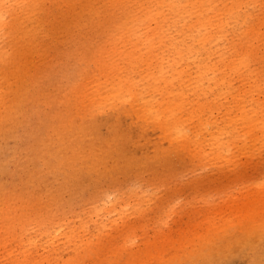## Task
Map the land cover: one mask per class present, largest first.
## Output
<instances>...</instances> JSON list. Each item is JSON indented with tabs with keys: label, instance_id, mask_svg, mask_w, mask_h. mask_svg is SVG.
I'll list each match as a JSON object with an SVG mask.
<instances>
[{
	"label": "rangeland",
	"instance_id": "obj_1",
	"mask_svg": "<svg viewBox=\"0 0 264 264\" xmlns=\"http://www.w3.org/2000/svg\"><path fill=\"white\" fill-rule=\"evenodd\" d=\"M102 1L40 0L30 20L21 29L22 32L18 30V25L23 24L24 21L22 13L15 9L11 10L14 8L13 6L5 8L9 23L6 27L0 26L2 39L0 44L4 46L6 52L4 59L0 60V73L3 75L2 77L0 74V94L2 97L5 96L0 104V127L2 128L0 141L8 143L7 147H13L16 142H19V135L24 133L23 129L30 124V119H33L34 124L42 128V134H39V137L33 136V139L31 138L30 142L33 146L36 147L42 140H50L52 144L54 142L59 143L60 141L56 140L59 124L54 125L48 121L62 112L67 103L66 98H70L69 96L86 81L82 71L84 62L91 56L93 58L101 51L107 50V48L110 61L118 56L113 52L114 48H111L114 42L113 36L118 34L116 29L118 30L121 26L123 19L129 18L124 13L128 9H132L133 3L121 2L118 6L106 8ZM259 1L256 3L257 7L264 8V3L261 1L259 3ZM0 3L4 2L0 0ZM246 8H251L250 2L247 0L233 8L232 13H230V21L233 25L236 19L242 16ZM163 10L171 27L175 15L172 14V10H167L164 6ZM263 11L264 9L261 10V12ZM20 17L22 22L19 21ZM137 23L139 31H142V28L144 29L149 21H140L139 18ZM239 23L240 21H238ZM30 29H35L37 32L35 39L28 36ZM258 29L257 24H252L250 30L247 31L249 34L247 36L250 39L249 44L252 47L253 43L256 51L250 60L251 63H254L253 66H249L246 72H240L244 76L234 75L233 70L237 64L232 63L230 65L233 70L231 72L229 69L224 71L226 79L224 83L226 85L216 78L215 70L210 69L205 74L206 77L213 79V84L206 89L205 95L200 94V98L197 100L199 103H195L198 110L193 113V118L197 121L205 115L215 118L210 122L214 134H216L215 127L223 121L221 114L225 110L226 101L219 105L213 104L215 108H212L210 105L213 103L212 94L231 86L241 91H247L250 80L257 81L264 75V35H258V40L255 39L254 33ZM195 31H193L194 35L197 34ZM233 32L230 27L223 30V40L211 39L205 50L218 51L223 47L225 41L231 38ZM170 33L174 39L178 38L176 26L170 28ZM130 44L128 40H124L119 45L123 47ZM187 44L192 46L194 50L198 51L199 48L197 60L198 64L199 62L202 63L206 54L199 47L196 37L188 40ZM140 49L144 50L143 48ZM169 50L170 48L164 52L166 58ZM134 64L139 68L145 67L137 56L134 58ZM256 69H258L259 74L255 76L253 71ZM237 80L240 81V85ZM94 81L95 78L92 77L89 83ZM140 84L146 93L149 92L148 95H155L143 80L140 81ZM243 99L253 104L255 102L264 103V92L262 90L249 93ZM243 99L239 97L233 103L228 97V102L234 105L237 114H239L244 103ZM35 101L40 103V113L43 115L45 113L47 118L42 114H39L36 119H34L35 116H31V108ZM4 104L6 105L4 106ZM107 105L103 103L99 107L106 109ZM13 111L15 112L13 113ZM1 112L4 115H1ZM70 113L71 115L83 113V110L81 109L80 112L71 109ZM127 116L123 118L125 122L121 123L124 126L130 122V118ZM237 121L241 122L239 119ZM183 122V129L187 128V122ZM113 127L116 126L113 125ZM221 127L226 129V123L221 124ZM111 128L112 126L108 124L105 127V134L98 135L101 133L100 129L95 135L86 134V138L82 141L75 139L73 146H66L64 144H68V142H61L62 146L68 147L71 156L75 157L79 163L83 160L86 165V172L83 174L87 176V173L90 174L97 170L103 175L98 179L90 180V177L86 179L71 178L64 190H58L56 188L58 186L57 181V186L51 184L49 187L44 181H37L39 171L34 170L33 166L29 165L26 170L19 173L21 177H17L14 182H11L12 185L9 184L11 187L5 191L4 198L13 206L11 211L14 217V229L6 233L7 235H0V264H17L13 260H6V258L21 249H28L33 254L36 264H46L42 260L45 255H52L54 261H51V264H68L67 259L71 252L65 237L71 230V225L79 223L85 225L84 231H91L90 238L93 242H96V238L92 235L99 231L101 226L105 228L101 229V235L98 236V246L86 249L85 253L77 254L78 256L71 264H160L161 260L162 264H178L176 260L183 259L182 264H200L199 261L193 263L187 258L205 259L206 250L203 247L211 244L217 236L219 238L222 234L226 236L227 233L228 235L233 234L236 229L231 227V222L235 218L237 220L238 211L243 210V213H249L248 207L256 197V193H262L264 197V185L261 186L264 183V139L262 134H259L258 144L256 143L258 147H254L252 137H249L244 126L240 125L236 142L229 148L234 154L229 156V161L219 160L221 158H217L214 154H211V158L207 156L204 159L198 151L195 152L194 149L189 148L190 150H188V148L179 146L156 147L155 151H151L150 148L149 151H144L146 156L143 160H139L137 157L140 155L137 154L134 159L126 158L135 150L133 144L130 147H118L120 150L110 151L111 156L108 155L109 153H105V149L104 153L100 152L103 151V148L97 139L106 138L107 134H112L114 130ZM207 128H203V133L207 132ZM29 135H31V130ZM132 137L135 139L133 134ZM150 137L153 139L151 145L157 136L151 132ZM219 137L222 142L226 141V134H221ZM13 140L17 141L14 142ZM36 141L35 145L34 142ZM207 149L214 150L215 148L207 147ZM143 150L146 149L143 148ZM115 157H118L121 162L113 161ZM89 163L90 165H88ZM91 165L93 172L90 169ZM60 187L61 183H59ZM3 208L2 206L0 209ZM94 208L100 209L101 212L95 213ZM246 208L248 209L246 210ZM262 213L254 216L252 222L264 218V212ZM23 216H26L27 223L24 222ZM226 216L227 220H230L228 223ZM22 223L23 226H21ZM20 228H24V234L19 236ZM40 229L48 230L42 233ZM51 229L56 233L60 231L57 235L58 238L53 242L51 239L54 237L51 234L48 235ZM216 233L218 234L216 235ZM12 236H18L23 244L29 242V237L30 242L31 240L36 241L34 242L36 246L26 244L21 246L20 243L16 242L9 244L10 246H4L3 241L12 239ZM38 246L39 248H37ZM234 248L238 251L237 247ZM237 254L238 256L241 255L239 252ZM238 256L230 260L227 258V261L225 260L222 264H243V259ZM158 259L160 260L158 261ZM5 261L6 263H4Z\"/></svg>",
	"mask_w": 264,
	"mask_h": 264
},
{
	"label": "bare ground",
	"instance_id": "obj_2",
	"mask_svg": "<svg viewBox=\"0 0 264 264\" xmlns=\"http://www.w3.org/2000/svg\"><path fill=\"white\" fill-rule=\"evenodd\" d=\"M2 1L5 4L0 3V26L6 27L9 23L8 17H6L8 14L5 8L7 9V7L13 6L14 8L11 10H18L25 18L22 17L24 20L23 24L18 25V30L22 32L21 29H23L26 26V22L30 20L31 15L35 8H37L40 0ZM244 1L245 0H103V6L106 8L118 6L121 2L133 3V7L131 10L128 9V11L124 13V15L127 14L129 18L127 17L123 19V21L121 20V26L116 23V25L120 26L118 30L116 29L118 34H115L114 36L112 35L114 37V42L111 48H114L113 52L118 56L110 61L108 59V48L107 50L101 51L93 58L92 56H89L90 58L84 62V65H82V71L86 81L69 96L70 98H66L67 103L62 112L48 121L54 125L59 124L58 128L55 127L58 131L56 140L60 142H54L52 144L50 140H42L37 145V141L34 142L36 147L33 146L30 142L31 138L33 136L39 137V134H42L41 126L34 124L33 119H30V124L23 129L24 133L19 135V142L13 140L16 142L13 147H7L6 145L8 143L0 141V208L2 206L4 207L3 209H0V235L6 234L14 229V217L11 211L13 206L11 202L5 200L4 193L6 190L10 189L11 186H9V184H11V182H14L17 177H21L19 173L26 170L27 166L32 165L34 170L39 171V173L37 172V181H44L48 187L51 184L57 186L58 183V186L56 187L58 190H64L71 178L86 179L90 177L89 179L91 180L98 179L102 175L101 172H98L97 170L96 172H93L91 165V168H89L93 173H87V176H85L86 174H83V172H86V165L83 160L79 163L75 157L73 158L71 156L68 147L62 146L61 142H68V144L64 145L73 146L75 139L82 141L86 138V134L88 133L95 135L98 130L101 129V133L98 135L105 134V127L108 124L112 126L111 129L114 131L112 134H107L106 138L100 137L97 139L100 142L101 148H103V151L101 150L100 152L104 153L106 150L105 153H109L108 155L111 156L110 151L120 150L118 147H130V145L133 144L135 150L126 156L127 159H134L137 154L140 155L137 158L143 160L146 156L144 151H149L148 149L150 148L152 149L151 151H155L156 147L179 146L188 148V150H190L189 148L194 149L195 152L198 151L203 155L204 159H206L207 156L211 158V154H214L217 158H221L219 160L229 161V156L234 155L229 148H231L236 142L235 139L238 132H240L238 131L240 125L244 126L247 135L252 137L254 147H258L257 141L259 139V134H262L264 139V103L255 102L253 104L252 102H247L248 100H244L243 98H246L249 93H255L262 90L264 92V75H262L263 77L257 81L250 80L248 82L249 90L247 91H241L237 86V89L232 88L231 86L230 88L224 90L221 89L217 93L212 94L213 103L210 104L212 108H215L213 107V104L219 105L222 104L223 101H226V104H224L225 110L221 114V119L223 121L214 129L216 134H214L212 130L213 126L210 124L215 118L210 115H205L198 121L193 118V113H196L198 110L197 104L195 103H199L197 100L200 98V94L205 95L206 89L210 88L213 84V79L205 76L208 70H215L217 74L216 78L224 83L226 81L224 71L226 69H229L230 72L233 70L230 63L234 65L237 64L233 71L234 75L237 74L236 76L238 77L244 76L241 73L244 71L246 72L248 67H251V65L253 66L254 64L253 62L251 63L250 60L252 54H255L256 50L253 47V41L251 42L253 48L249 44L250 39L247 36L249 35L247 34V31L250 30L252 24H257L259 29L254 33L255 39L258 38V35H264V11L261 12L264 8L257 7L256 3H258L259 0H247L250 2L251 8H246L242 13V16L238 17L233 25L230 21V13H232L234 7L242 4ZM260 1L264 3V0ZM163 6L167 10H172V14L175 15L171 27H177V39H174L171 36V27L167 21ZM139 18L140 21H149L148 25L144 29L142 28V31H139L137 23ZM22 19L20 17L19 21ZM238 21H240L239 24ZM228 27L232 28L234 32L231 38L225 41L223 47L218 51L205 50L211 39L223 40V30L228 29ZM193 31L197 34L194 35ZM28 32V36L35 39L37 34L35 29H30ZM195 37L198 40L199 47H201L203 53L206 54L203 62H199V64L197 60L199 48L197 51L187 44L188 40H192ZM1 40L0 37V42H2ZM124 40H128L131 44L123 47L119 45L122 44ZM140 48H143L144 50ZM169 48V54L166 58L164 52ZM5 55L6 52L4 46L0 44V60L2 58L4 59ZM136 56L141 59L145 65L144 68H139L134 64V58ZM182 63H184V65H182ZM253 73L255 76L258 75V69L253 71ZM8 75L10 76L9 73ZM92 77L95 78V81L89 83ZM141 80L145 82V85L149 89H152V92H154L155 95H148L149 92L146 93L144 91V88L140 84ZM238 82L240 85V81ZM224 84L226 85V83ZM63 94L65 96V93ZM1 95L2 94H0V104L2 98L5 97H2ZM228 97L231 98L233 103L236 99L242 97L244 103L240 108L239 114H237L234 109V105L228 102ZM103 103L108 104L106 109H101L99 107ZM5 105L6 104H4V106ZM31 109V116H35V118H32L36 119L39 114L43 115V113H40L41 105L39 102L35 101ZM71 109L80 112L82 109L83 113L71 115ZM14 112L15 111H13V113ZM1 115L4 114L1 112ZM43 116H46L47 118L45 113ZM126 116L130 118V122L124 126L121 123L125 122V119L123 118H126ZM238 119L241 122L237 121ZM183 121L187 122V128L183 129ZM15 122H17L16 119ZM224 122L226 123V129L221 127V124ZM113 125L117 128L113 127ZM204 127H209L207 128L206 133H203ZM1 130L2 128L0 127V131ZM30 130L31 135H29ZM151 132L155 133L157 139L153 142L156 144L152 143L150 145L153 141L150 137ZM132 134L135 136V139L132 137ZM221 134H226L225 142L221 141V138L219 137ZM247 135L245 136L247 137ZM240 139H242V137ZM207 147L215 149L208 150ZM143 148L146 150H143ZM85 158L86 162L87 156ZM115 158H112L113 161L115 160L116 163L121 162L118 157ZM68 163L70 164L68 165ZM88 165H90V163ZM59 183H61L60 188ZM263 185L264 183L261 184V186ZM255 196L256 197L248 207L250 212L243 213V210H239L237 214L238 217L236 216L237 220L236 218L234 221L232 220L231 227H233L234 230L236 229L233 234L228 235L227 233V236L222 234L219 238H217V236L211 244H207L203 247L204 250H206L205 259L203 258L202 260H199L188 257L187 260H190L193 263L199 261L200 264H222L227 258V260H230L237 257V252H239L241 255L238 257L243 259V264H264V218L252 222V219H254L260 212H264V197L262 193H256ZM248 208H246V210ZM94 210L95 213L101 212L100 209L94 208ZM16 213H18L17 210ZM45 214L47 216L46 212ZM23 217L24 219L26 218V216ZM27 221L28 220L25 219L24 222L27 223ZM29 221L31 220L29 219ZM228 221L230 220H227L226 216V222L228 223ZM111 222L113 221L111 220ZM23 225L24 224L22 223L21 226ZM104 225L106 224L104 223ZM104 228V226H101L99 231H96V233L92 235V237L94 236V238H96V242H93L90 238L91 231H84L85 225L83 223L81 225L80 223L71 225V230L66 234L67 237H65V241L69 244L71 252L67 259L68 264H71L75 260L78 256L77 254L85 253L87 251L86 249L96 248L99 244L98 236L101 235ZM23 229L24 228H20L19 233L17 231L19 236L20 234H24ZM47 230L48 229H40L42 233ZM48 233V235L51 234L52 237H54V239H51L53 242L58 238L57 235L60 231L56 233L51 229ZM217 234L218 233H216V235ZM29 237V242L23 244V241H21L18 236H12V239L3 241V245L10 246L9 244L16 242L20 243L21 246H25L26 244L35 247L36 244L34 242L36 241L31 240L30 242ZM234 247H237L238 251H236ZM37 248H39V246ZM15 253L16 255H14ZM15 253H12L13 255L10 254L6 260H13L17 264H36L33 254L28 249H21ZM52 258V255H45L42 260H44L46 264H51V261H54ZM159 260L160 259H158V261ZM183 260H176V262L182 264ZM4 263H6V261ZM160 264H162V260L160 261Z\"/></svg>",
	"mask_w": 264,
	"mask_h": 264
}]
</instances>
